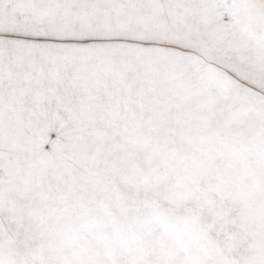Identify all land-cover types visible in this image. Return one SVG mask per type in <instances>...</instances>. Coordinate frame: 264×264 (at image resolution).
<instances>
[{
  "label": "snow or ice",
  "instance_id": "6c2138e0",
  "mask_svg": "<svg viewBox=\"0 0 264 264\" xmlns=\"http://www.w3.org/2000/svg\"><path fill=\"white\" fill-rule=\"evenodd\" d=\"M0 264H264V0H0Z\"/></svg>",
  "mask_w": 264,
  "mask_h": 264
}]
</instances>
